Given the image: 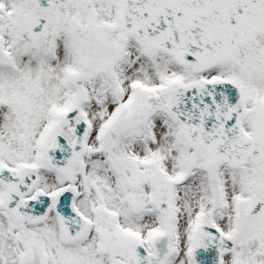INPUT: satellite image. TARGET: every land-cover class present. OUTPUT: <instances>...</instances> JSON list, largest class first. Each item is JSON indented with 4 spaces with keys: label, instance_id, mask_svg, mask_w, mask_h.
I'll list each match as a JSON object with an SVG mask.
<instances>
[{
    "label": "snow or ice",
    "instance_id": "obj_1",
    "mask_svg": "<svg viewBox=\"0 0 264 264\" xmlns=\"http://www.w3.org/2000/svg\"><path fill=\"white\" fill-rule=\"evenodd\" d=\"M0 264H264V0H0Z\"/></svg>",
    "mask_w": 264,
    "mask_h": 264
}]
</instances>
